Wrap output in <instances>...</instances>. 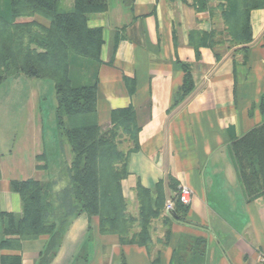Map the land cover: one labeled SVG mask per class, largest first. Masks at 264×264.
<instances>
[{
  "label": "crops",
  "instance_id": "crops-1",
  "mask_svg": "<svg viewBox=\"0 0 264 264\" xmlns=\"http://www.w3.org/2000/svg\"><path fill=\"white\" fill-rule=\"evenodd\" d=\"M104 1V11L86 20L88 28L101 31L99 59L71 54V82L96 84L99 113L134 110L137 144L121 180L128 204L141 205L139 187L152 204L158 196L164 205L175 204L181 185L191 188V200L178 217L165 212L166 234H152L149 247L100 235L80 213L64 226L50 253V236L40 235L0 246V264H264V192L246 193L230 148L264 122V4L249 12L251 41L218 53L207 44H192L217 22L198 0ZM63 2L70 10L60 12L74 9V0ZM194 32L200 35L192 37ZM182 64L189 67L193 90L171 107L181 93ZM28 125L35 135L28 137L26 127L21 147L9 148L15 139L9 146L0 141V239L6 225L1 213L21 215L13 180L44 178L39 131ZM53 187V192L65 189Z\"/></svg>",
  "mask_w": 264,
  "mask_h": 264
},
{
  "label": "trees",
  "instance_id": "trees-1",
  "mask_svg": "<svg viewBox=\"0 0 264 264\" xmlns=\"http://www.w3.org/2000/svg\"><path fill=\"white\" fill-rule=\"evenodd\" d=\"M57 4L58 0H10L9 18L0 15V84L6 76L16 73L32 79L52 80L57 100V126L73 156V201L79 205L78 209L72 211L65 225L76 215L85 213L93 222L97 218L98 224L94 223V226L100 233L110 223L108 215L102 211L97 191V154L107 140L100 136L97 86L95 83L73 86L69 75V56L75 54L94 61L99 59L101 31L98 28H88L86 20L89 14L104 11L105 1L74 0V9L69 12H60ZM263 4L264 0H236L233 21L237 22V27L230 34L233 43L242 45L251 41L249 12ZM35 15L48 19L49 25L39 23ZM225 18L230 20L229 15L225 14ZM191 35L194 37L200 34L194 32ZM211 36L212 31L205 33L203 38L198 37V41L191 42L195 48L198 43L213 47L209 39ZM181 68L185 72L181 93L174 99L171 107L176 106L193 90L189 67L182 64ZM110 118L116 124L121 121L135 124L133 134L136 148L138 125L133 108L113 109L110 111ZM263 144L264 122L231 142L232 158L237 165L238 176L250 196L264 192ZM126 174L127 168L116 183L118 200L122 205L124 197L121 180ZM11 186L20 196L22 215L19 219H14L11 214L1 213L6 223L3 232L17 238L10 239L11 244L0 241V246H18L21 240L49 235L51 239L46 253H50L63 229L58 231L55 224L45 222L44 208L49 204L43 203L44 198L40 192L42 185L35 179L28 178L13 180ZM138 192L142 208L148 205L157 207V204L163 203L160 196L155 204L149 203V194L142 187H139ZM186 209L187 205L182 204L176 197L172 215L178 217L180 210Z\"/></svg>",
  "mask_w": 264,
  "mask_h": 264
},
{
  "label": "rangeland",
  "instance_id": "rangeland-1",
  "mask_svg": "<svg viewBox=\"0 0 264 264\" xmlns=\"http://www.w3.org/2000/svg\"><path fill=\"white\" fill-rule=\"evenodd\" d=\"M198 2L209 8L211 14L217 17L216 26L209 38L212 42L210 44L218 53L226 51L232 53L236 50H233V47L237 46L232 42L230 35L237 27V22L233 21L236 0H198ZM59 10L70 9H67L61 0ZM9 12L10 0H0V15L8 19ZM225 14L229 15L230 20L225 18ZM223 37L226 39L224 40ZM71 72L73 76V62ZM17 81L19 85L14 87L13 84ZM56 102L53 82L47 78L32 79L16 73L6 76L0 84V141L9 146V142L15 139V144L9 148L14 150L21 147L20 141L25 136L26 127L29 131L28 137L35 135L28 125V122L34 123V127L39 131L41 150L46 157L42 154L40 159L38 158L41 161L40 170L43 171L44 178L35 179L42 185L40 192L44 198L43 203L49 204L44 208V219L46 223L55 224L56 230L61 231L72 211L78 209L79 205L73 201L71 181L73 156L65 138L59 133ZM97 118L100 136L107 140L105 145L98 149L97 154V191L102 211L110 219L106 230L100 231L99 234L114 236L120 242L143 243L149 247L153 241L152 234L160 237L166 234L168 218L165 215L164 203L157 204V207L148 205L142 208L139 203L128 204L123 198L122 205L118 200L116 188L118 178L126 171L128 153L135 147L133 134L135 124L130 121L126 124L125 121L116 124L111 121L110 113L107 114L106 110L97 112ZM22 148L24 149L23 146ZM27 149L25 147L24 150L27 152ZM54 183L66 190L53 192ZM94 223L98 224L97 218L94 219ZM10 239L2 232L0 240L4 244H11Z\"/></svg>",
  "mask_w": 264,
  "mask_h": 264
},
{
  "label": "built area",
  "instance_id": "built-area-1",
  "mask_svg": "<svg viewBox=\"0 0 264 264\" xmlns=\"http://www.w3.org/2000/svg\"><path fill=\"white\" fill-rule=\"evenodd\" d=\"M192 190L186 185H181L176 193V197L182 204L188 205L191 200ZM165 210L171 212L173 210V201L167 200L165 202Z\"/></svg>",
  "mask_w": 264,
  "mask_h": 264
}]
</instances>
